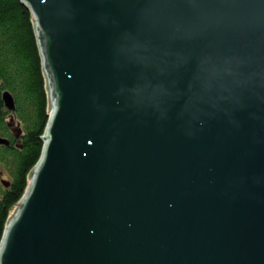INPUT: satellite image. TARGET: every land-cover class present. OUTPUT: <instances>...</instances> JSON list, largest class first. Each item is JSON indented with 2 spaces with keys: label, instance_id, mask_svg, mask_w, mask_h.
I'll return each mask as SVG.
<instances>
[{
  "label": "water",
  "instance_id": "95a60500",
  "mask_svg": "<svg viewBox=\"0 0 264 264\" xmlns=\"http://www.w3.org/2000/svg\"><path fill=\"white\" fill-rule=\"evenodd\" d=\"M22 1L52 109L0 264H264V0Z\"/></svg>",
  "mask_w": 264,
  "mask_h": 264
},
{
  "label": "trees",
  "instance_id": "16d2710c",
  "mask_svg": "<svg viewBox=\"0 0 264 264\" xmlns=\"http://www.w3.org/2000/svg\"><path fill=\"white\" fill-rule=\"evenodd\" d=\"M15 102L8 110L3 93ZM52 109L38 27L22 0H0V246L40 161ZM20 130V135L17 133Z\"/></svg>",
  "mask_w": 264,
  "mask_h": 264
},
{
  "label": "rangeland",
  "instance_id": "374dc122",
  "mask_svg": "<svg viewBox=\"0 0 264 264\" xmlns=\"http://www.w3.org/2000/svg\"><path fill=\"white\" fill-rule=\"evenodd\" d=\"M17 211V209L15 210V212ZM15 212L13 213V215L15 214ZM13 215L10 217V219L13 217Z\"/></svg>",
  "mask_w": 264,
  "mask_h": 264
}]
</instances>
